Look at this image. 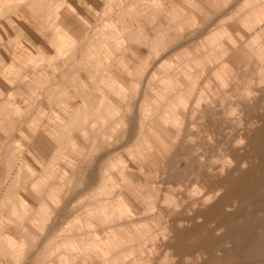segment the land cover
Wrapping results in <instances>:
<instances>
[{"label":"rangeland","instance_id":"rangeland-1","mask_svg":"<svg viewBox=\"0 0 264 264\" xmlns=\"http://www.w3.org/2000/svg\"><path fill=\"white\" fill-rule=\"evenodd\" d=\"M56 5L58 23L63 15L84 27L80 38L57 32V14L45 13ZM263 11L264 0H0V18L36 14L52 33L28 49L0 30V264H137L139 256V264H264ZM54 64L61 72L43 89L36 73ZM116 101L133 132L110 127L102 113ZM138 150L162 158L144 188L157 191L158 214L89 206L103 165L145 170ZM244 161L256 164L248 178ZM215 191L218 212L201 211ZM169 193L171 203L160 206ZM228 205L239 208L233 218ZM170 227L176 236L163 240L159 228Z\"/></svg>","mask_w":264,"mask_h":264},{"label":"crops","instance_id":"crops-1","mask_svg":"<svg viewBox=\"0 0 264 264\" xmlns=\"http://www.w3.org/2000/svg\"><path fill=\"white\" fill-rule=\"evenodd\" d=\"M45 13L50 14V15L55 14V13L57 14L56 21L54 24L56 25L55 27L58 32H59V29H58L59 27L63 29L64 31L68 32L75 39H78L82 36L83 31H85L84 27L82 28L80 26L78 27L76 23H73L72 21H68V18L63 15L58 23L57 5L51 6L50 8L47 9V11H45ZM15 14H17L16 18L12 17L11 14L9 15L7 14L0 18V30L6 34V38L8 39L9 42L12 41L14 38L15 39L18 38L20 40H23L29 43V45L27 44L28 49L29 48L31 49V46H34V47L40 46V45L43 46L44 44H46L44 43L47 40L46 37H49V36L51 37L52 35V33L50 34V32L48 31V27H46L47 26L46 22L41 21L40 17L36 16V14L34 15L32 13H20V12L19 13L16 12ZM79 16H82V14H79ZM11 33H13V35ZM0 37H1V41H0L1 44H5V41H3L2 39L1 33H0ZM4 47H5L4 45L1 46V48H4ZM6 59L9 60V58H6ZM60 72H61V64H54L51 67H49L47 70H39V73H36L38 77L36 76L35 79L37 80L39 85L43 86L48 82L46 81V80H49L48 78H53L52 75L54 74L57 75ZM44 88L46 89V86H43V89ZM116 103L117 101L116 102H106L107 110L106 112L105 111L102 112L104 115H106V113L108 114V117H107L108 121H111V120L113 121V124L110 127L116 126L117 128L118 123H123V126H122L123 134H125V132H128V131L133 132V128H132V125H130V121L126 120L125 117L121 116L120 114L115 113L117 110L116 106L118 105L117 107H120L119 103L117 104ZM112 110H114L113 112L114 114L111 113ZM101 123L105 124L104 122H101ZM139 125L141 126L143 125L142 120L139 121ZM153 129H150L149 131ZM154 131H156V129ZM148 134L149 132L143 133V136H142V140L146 146H149V144H151L149 143L150 137H148L149 136ZM151 135L153 137L152 139H154L153 142L157 143L159 141V138L157 137V135H153V134ZM75 139H77V137ZM75 139L74 141L76 142ZM138 152H139L137 156L138 160L140 159L143 160L144 158H147L148 160V162H144L146 164L142 166V167H145L144 171H141V170L134 171L133 169L128 171L125 165L122 164L121 162L122 160H120L119 157L117 158L113 157V164H114V161L121 162L120 164L116 163L117 167L114 164L113 166H110V167L103 165L101 168H99L98 174H99L101 183L96 188V191L94 190V192H92L90 195H86V197L89 198V201L87 200V202L86 201L85 202L89 206L90 205L97 206L98 212L99 211L102 212V210L105 211L107 209H110L111 207L115 208L116 205L119 203L121 205V203L125 204L127 202L126 204L128 205L129 211L131 212V214H135V217L138 215H142L140 218H143V217H152V215H156V214H152L149 216L143 215L142 212H144L145 209H144V206L140 205V200L137 197L136 189L137 188L141 189L143 193L145 194L150 193L149 191L145 192L144 188L151 181L150 178L152 177L153 169L161 167L160 162L162 158H158L155 156L152 157L150 153L144 154L143 152H140V150H138ZM166 153H167V148H166ZM115 168L118 171L117 175L114 172ZM139 175H141V177H139ZM104 180L115 181L114 182L115 184L113 185H115L116 190L112 192L106 189V187L104 186L105 185L104 183L106 181ZM92 189L94 188H90L89 190H92ZM117 225L119 224H116L111 228H117ZM119 230L123 231L124 229L119 228ZM115 235L119 236L117 233H115Z\"/></svg>","mask_w":264,"mask_h":264},{"label":"bare ground","instance_id":"bare-ground-1","mask_svg":"<svg viewBox=\"0 0 264 264\" xmlns=\"http://www.w3.org/2000/svg\"><path fill=\"white\" fill-rule=\"evenodd\" d=\"M49 2V1H48ZM44 3V2H43ZM46 3V2H45ZM45 3L43 4V6L45 5ZM17 5V4H16ZM37 6H38V4H37ZM43 6H41V7H43ZM12 7H14L15 8V6L13 5ZM5 8H7V6H5ZM2 9H3V7H2ZM36 9V8H35ZM254 11V10H253ZM264 12V11H263ZM9 13V12H8ZM8 13H5V14H8ZM4 14V15H5ZM9 15V14H8ZM49 15V14H48ZM42 16V15H41ZM2 17V16H1ZM45 17V16H44ZM49 17V16H48ZM19 20V19H18ZM254 21H255V23H254V27L256 28V27H258L259 25H261L260 24V20L258 19V15L257 14H254ZM63 24V23H62ZM252 28V27H251ZM242 29V28H241ZM247 30H249L248 28H247ZM254 30V29H253ZM252 30V31H253ZM263 30V29H262ZM62 31V30H61ZM242 31H243V29H242ZM58 32V31H57ZM238 33H239V31H238ZM61 34V33H60ZM240 34V33H239ZM247 34V33H246ZM254 36L255 35H253L252 34V36L249 38V40H248V45L250 46L251 44H250V42L252 41L251 39H254ZM243 37V36H242ZM1 38V37H0ZM255 38H256V36H255ZM254 42V41H253ZM45 43V42H44ZM43 44V43H42ZM246 43H245V45H247ZM45 45V44H44ZM247 45V46H248ZM262 45V44H261ZM260 45V46H261ZM252 46V45H251ZM6 47V46H5ZM6 48H8V47H6ZM41 48V47H40ZM5 50H7V49H5ZM42 50V49H41ZM262 50H264V47H263V49ZM7 53H9V52H7ZM250 53L251 52H249V53H247L246 54V56L247 57H249L250 56ZM264 53V52H263ZM40 54V53H39ZM254 58H256V60H260V53L259 54H256L255 55V57ZM48 59V58H47ZM41 61V60H40ZM46 62V61H45ZM48 62V61H47ZM255 63V62H254ZM1 64V63H0ZM2 65V64H1ZM47 65V64H46ZM262 71H263V69H262ZM1 73V72H0ZM33 85V84H32ZM10 86V85H9ZM35 86V85H34ZM32 87V86H31ZM258 87H264V80L263 81H260L259 83H258ZM35 88V87H34ZM94 96H95V94H94ZM90 97V96H89ZM96 98H98V97H96ZM95 101V100H94ZM94 101H93V103H94ZM90 102V101H89ZM118 103V102H117ZM116 103V104H117ZM236 104V103H235ZM114 106H116V105H114ZM113 106V107H114ZM118 106V105H117ZM192 107V106H191ZM111 109V108H110ZM228 109V108H227ZM227 109H226V111H227ZM161 112H163V111H161ZM180 113V112H179ZM225 113V112H224ZM227 113V112H226ZM160 114H162V113H160ZM235 114V113H234ZM158 116V115H157ZM162 116V115H161ZM181 116V115H180ZM238 116H239V114H238ZM232 117H235V116H229L228 118H230V119H232ZM237 117V116H236ZM121 118V117H120ZM158 118V117H157ZM157 118H155V119H157ZM158 120V119H157ZM178 120V119H177ZM238 120H239V118H238ZM241 120V119H240ZM124 122V121H123ZM157 122V121H156ZM180 122V121H179ZM239 122H242V121H239ZM155 123V122H154ZM120 124V123H119ZM161 129V128H160ZM45 133V132H44ZM162 133V132H161ZM241 135H242V133H241ZM244 135V134H243ZM43 136V135H42ZM45 136V135H44ZM240 137V138H239ZM238 138H236V140H235V143L237 144V146H241L243 143L241 142L242 140H245V138L244 139H242V137L241 136H239ZM248 137V136H247ZM72 138H73V136H72ZM79 138V137H78ZM177 138V137H176ZM76 140V139H75ZM35 143V142H34ZM76 143V142H75ZM45 144H47V143H45ZM159 144V143H158ZM163 145V144H162ZM238 150V149H237ZM246 151V150H245ZM254 152V151H253ZM244 154V153H243ZM248 154V153H247ZM246 154V155H247ZM255 156H256V154H255ZM244 157H246V156H244ZM250 157H253V155L252 156H250ZM261 158V157H260ZM249 159H251V158H249ZM223 160H228V158L227 159H223ZM222 160V161H223ZM260 160H262V159H260ZM259 160V161H260ZM213 161V160H212ZM219 161V160H218ZM217 161V162H218ZM229 162H230V166L232 167L234 164H231V163H233L234 161H230L229 160ZM228 162V163H229ZM224 163H227L226 161H224ZM262 163H264V162H262ZM30 165V164H29ZM239 167H240V169L243 171V174L241 175V176H243V177H246V178H248V176H250L251 175V173L254 171V169H255V167H256V164L254 163H249L248 161H244V162H241V163H239ZM222 167H220V169H221ZM262 168H264L263 166H262ZM37 169V168H36ZM201 169V168H200ZM219 169V170H220ZM159 171V170H158ZM35 172V171H34ZM221 172H223V171H221ZM193 173V172H192ZM195 174V173H194ZM256 174V173H255ZM148 175H149V173H148ZM196 175V174H195ZM240 176V175H239ZM255 177V176H254ZM245 178V179H246ZM264 178V177H263ZM13 179V178H12ZM195 179V178H194ZM250 179V178H249ZM254 179V178H253ZM14 180V179H13ZM245 181V180H244ZM249 181H251V179L249 180ZM113 183V182H112ZM117 183V182H116ZM221 183H219V185H220ZM156 185V184H155ZM159 186V185H158ZM173 187V186H172ZM172 187H170V189H172ZM221 187V186H220ZM26 189V188H25ZM202 187L201 186H199L198 187V191L199 192H201L202 191ZM153 190V189H152ZM159 190V189H158ZM219 190V189H218ZM221 190V189H220ZM35 191H36V189H35ZM38 191V190H37ZM145 191V190H144ZM117 192V191H116ZM146 192V191H145ZM157 192V191H156ZM156 192H152V193H147V194H145V193H143V191L141 190V189H136V194H137V197L139 198V200H140V205L141 206H144V209H145V212H142L143 213V215H145V216H149V215H152V214H156V208H155V201L157 200L158 201V199H157V197H158V195H156ZM164 193V192H163ZM202 193V192H201ZM158 194V193H157ZM181 194V193H180ZM182 195V194H181ZM225 195V194H224ZM157 196V197H156ZM219 196H220V192L219 191H215V193H213V194H205V196H204V200L202 201L201 199V201H202V203H201V206H200V209H201V211H204V210H207V209H209V212H211V210L213 211V212H218V210H219V207H220V201L218 200L219 199ZM13 197V196H12ZM11 197V198H12ZM22 197V196H21ZM109 197V196H108ZM24 198V197H23ZM105 198H106V196H105ZM173 198H174V196H172L170 193L169 194H164V196H163V200L162 201H159L160 203H161V206L163 207V206H168L167 204V202H170L171 203V201L173 200ZM13 199V198H12ZM26 199V198H25ZM162 199V198H161ZM93 200V199H92ZM101 200V199H100ZM126 200V199H125ZM12 201V200H11ZM89 201V200H88ZM164 201L167 203V204H165L164 203ZM23 202V201H22ZM87 202V201H86ZM92 203V202H91ZM90 203V204H91ZM127 203V202H126ZM122 204L121 203V205H120V203L119 204H117L118 206L120 205L121 206V210H124V211H127V212H129V215L126 213V215H128V216H131V217H133V216H135V214H131V212L129 211V208H128V205L127 204ZM170 203H169V205H170ZM21 204V203H20ZM177 204V203H176ZM116 205V206H117ZM175 205V204H174ZM178 205V204H177ZM176 205V206H177ZM31 208V207H30ZM112 209H114V207H111L110 209H108V211H111ZM169 209V208H168ZM225 210L226 211H228V212H230V218H233L234 217V215L237 213H239L240 211H239V208L238 209H231L230 208V205H228V206H225ZM82 211V210H81ZM107 211V210H106ZM212 213V212H211ZM96 214H97V212H96ZM95 214V215H96ZM99 214V213H98ZM97 214V215H98ZM140 214H141V212H140ZM83 215H84V213H83ZM99 215H101V214H99ZM157 215V214H156ZM94 216V215H93ZM142 215H138V216H136V218H140ZM226 216V215H225ZM14 217V216H13ZM87 217H89V216H87ZM147 218H149V217H147ZM225 218V217H224ZM133 219V218H132ZM155 219V218H154ZM157 217H156V221H155V225H154V227L156 226V225H158L159 223L157 222ZM102 220V219H101ZM150 220V219H149ZM86 221V220H85ZM91 221V220H90ZM247 221H250V218L249 217H247ZM80 222V221H79ZM104 222H106V221H104ZM153 222V221H152ZM181 222V221H180ZM246 222V221H245ZM74 223V222H73ZM157 223V224H156ZM168 223V222H167ZM184 223H186V222H184ZM101 224L103 225V223L101 222ZM113 224H115V223H113ZM130 224V223H129ZM84 226V225H83ZM144 226H146L147 228L146 229H153V228H151V226H149V224L147 223V224H145L144 223ZM90 227V226H89ZM71 228V227H70ZM92 228V227H91ZM190 228H192V229H197L198 228V226L196 225L195 227H190ZM97 229H99V228H97ZM96 229V230H97ZM106 229L107 228H104V231L105 232H108V231H106ZM182 229V228H181ZM217 230H221L220 229V227L218 228V227H216V230L215 231H217ZM159 231H160V234H161V236H162V238H163V240H169V239H171L172 237H174V236H176V234H177V232H176V230H174L172 227H170V228H159ZM124 232H126V233H128V237H131L132 236V234L130 233V232H128V230H126V231H124ZM218 232V231H217ZM235 232L236 231H233V233L235 234ZM82 233V232H81ZM91 233V232H90ZM96 233V232H95ZM133 233V232H132ZM219 233V232H218ZM220 233H222L221 231H220ZM219 233V234H220ZM228 233H230V232H227V234ZM92 234V233H91ZM113 235H115L114 233H112ZM134 235V234H133ZM89 236V235H88ZM105 236V235H104ZM157 236V235H156ZM95 237H98L97 235H95ZM91 239H93L94 240V238H91ZM98 239V238H97ZM102 239V238H101ZM114 241H116V242H120V241H124L122 238H121V236L119 237V236H114L113 238H112ZM77 240V239H76ZM96 240V239H95ZM94 240V241H95ZM235 239H231L230 240V242L232 243L233 241H234ZM101 243V242H100ZM104 243H105V241H104ZM178 243V242H177ZM127 244V243H126ZM130 244V243H129ZM169 244V243H168ZM167 244V245H168ZM233 247L232 248H236V246L233 244L232 245ZM130 247V246H129ZM165 248H166V245H165ZM167 248H168V246H167ZM166 248V249H167ZM1 249H3V248H1ZM144 249V248H143ZM170 249H171V247H170ZM170 249H168V252H171V250ZM83 251V250H82ZM99 251V250H98ZM154 251H155V254H158L159 253V250L157 249V248H154ZM195 252H196V250H194ZM138 252H139V250H138ZM146 252V251H145ZM128 253H135V251L133 250V249H131V248H129V250H128ZM18 254V253H17ZM89 255V254H88ZM90 256V255H89ZM73 257H75V255L73 256ZM87 257V256H86ZM83 258V257H82ZM90 258V257H89ZM136 258V257H135ZM237 258V257H236ZM18 259V258H17ZM124 259V258H123ZM126 259V258H125ZM141 259L142 258H140V256H139V258H137V259H135V261H134V263H137V264H139L140 263V261H141ZM170 259H172L171 257H170ZM197 260H198V258H196ZM200 259V258H199ZM86 260V259H85ZM88 260H91V259H88ZM127 260V259H126ZM165 260V259H164ZM78 261V260H77ZM81 261V260H80ZM120 261V260H119ZM150 261V259L148 260V262L147 261H145V264H150L151 262H149ZM79 262V261H78ZM82 262V261H81ZM160 262V261H159ZM164 262H166V260L164 261ZM173 262V261H172ZM74 263V262H73ZM76 263V262H75ZM90 263V262H89ZM167 263V262H166ZM102 264V263H101ZM189 264H198V262H195V263H189Z\"/></svg>","mask_w":264,"mask_h":264}]
</instances>
